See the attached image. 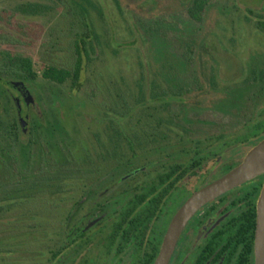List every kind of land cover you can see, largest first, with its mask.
<instances>
[{"label": "rangeland", "instance_id": "obj_1", "mask_svg": "<svg viewBox=\"0 0 264 264\" xmlns=\"http://www.w3.org/2000/svg\"><path fill=\"white\" fill-rule=\"evenodd\" d=\"M18 1L0 0V35L6 33L20 40L11 51L29 56L37 74L34 82L8 79L12 84H25L35 90L36 110L29 114L28 127L30 133L35 131L34 136L21 137L17 151L21 168L27 165L28 156L38 150L37 144L44 146L54 160L62 161L68 151L78 147L79 139L89 143L91 134L98 131L94 119L103 118L98 106H104V98L110 97L109 103L115 107L112 99L117 93L126 99L127 122H135L148 107L162 105L161 93L172 91L174 94L165 98L171 104L184 102L180 113L184 126L187 119L203 117L211 131L222 128L226 133H234L244 124V116L236 113L238 109L254 110L264 101V91L258 97L256 88L244 84L253 66L264 68V31L257 27L258 22H264V0H209L199 23L187 18L186 10L193 0H90V5L75 7L74 16L70 12L72 4L67 8L69 12L65 11L66 0L62 4L25 0L49 10L34 18L8 19L10 11L21 5ZM81 17L93 28H88V34L91 37L94 33L98 45L93 87L88 84L92 72L87 71L81 80L83 87L76 94L70 92L68 85L47 83L40 76L46 64H70L66 62L70 60L68 50H72L74 33L83 28L78 22ZM184 42L194 46L191 64L181 58ZM1 79L4 78L0 76ZM91 89L97 96L92 103L86 100ZM153 89L160 94L157 102L149 97ZM178 90L189 93L179 97ZM17 96L25 106L24 98ZM141 96L144 100L136 102ZM8 99L0 88V113L6 106L15 121L19 112L17 115L12 103L4 104ZM250 101L254 105H249ZM110 119L114 121V117ZM169 137L170 143L173 138ZM28 140L35 145L27 147ZM241 151L234 153L239 155ZM37 166L32 163L30 169L36 171ZM71 204L64 207L68 209ZM31 206V211L25 212L26 218L10 225L0 222V264H48L47 240L40 237L43 232L36 229L30 218L33 216H27L37 210L48 223L54 217L63 222L67 210L60 208L57 214L49 204ZM18 215L17 209L12 210L2 220Z\"/></svg>", "mask_w": 264, "mask_h": 264}, {"label": "flooded vegetation", "instance_id": "obj_2", "mask_svg": "<svg viewBox=\"0 0 264 264\" xmlns=\"http://www.w3.org/2000/svg\"><path fill=\"white\" fill-rule=\"evenodd\" d=\"M0 88L9 98L4 104L12 103L19 112V145L21 137L35 131L29 132L35 90L25 84L14 87L8 79L0 80ZM204 119L192 117L187 126L176 124L167 133L156 117L140 118L139 125L125 127L119 158L109 120L94 119L98 131L90 142L79 139L78 147L62 159L60 208L72 204L64 215L61 264L154 263L183 203L247 153L241 145L227 147L226 131H211ZM32 144L28 140L26 146ZM238 151L241 154L234 153ZM68 153L75 154V165L65 163ZM263 182L264 175L256 177L200 208L181 230L167 264H255L257 201Z\"/></svg>", "mask_w": 264, "mask_h": 264}, {"label": "trees", "instance_id": "obj_3", "mask_svg": "<svg viewBox=\"0 0 264 264\" xmlns=\"http://www.w3.org/2000/svg\"><path fill=\"white\" fill-rule=\"evenodd\" d=\"M57 4H62L63 0H51ZM20 6L17 4L10 14L7 16L8 19H16L21 17H36L43 15L48 12V7L35 3L20 0ZM82 3L90 5V0H66L64 8L65 11L69 12L67 8L71 6L72 15H76L75 7L81 6ZM209 4V0H193L189 4L186 10L187 18L193 22L199 23L202 20L203 14L206 7ZM74 8V9H72ZM6 19V18H5ZM80 25L83 28L81 32L74 33L72 37V50H68V58L66 62L70 64L57 65V64H46L43 67L40 79L47 83L56 84L58 86L68 85L70 92L78 94L79 90L83 87V74L87 71L92 72V76L89 79V83H92L93 79V63L95 61V49L96 43L95 35L89 36L88 28L91 29L90 25L85 23L84 18L78 19ZM91 27V28H90ZM257 27L259 30L264 31V22H258ZM87 29V31H85ZM93 29V28H92ZM20 40L14 39L11 35L2 34L0 35V76L4 79H18L24 82H34L37 79V74L33 70V61L29 56L21 55L16 52H12L11 49L14 45H19ZM193 44L184 42L182 43L183 53L181 58L185 63L191 64L193 59ZM88 78L85 79V83ZM194 82L197 84L196 89H201L198 80L195 77ZM215 83V82H214ZM214 83L212 85H214ZM244 84L256 88L258 97L264 91V68L257 69L253 66L246 78ZM93 87V85L91 84ZM141 95L142 92L140 91ZM188 90H178L177 95L179 97L188 95ZM75 94V97L77 96ZM174 94L172 91H163L161 93L162 105L158 104L154 107H148L145 114H141L139 118L133 122H127V105H124L126 99L120 93L115 94L112 99L115 107H112L109 103L110 97L104 98V106L99 107L103 119H108L112 129L109 130L114 134V150L115 157H123V154L119 152L124 148L123 135L127 132L126 126L140 124V118L143 117H156L158 124L162 125L164 129L170 132V127L182 124L178 123L175 118H181V109L184 107V102L178 104H171L169 98H165L168 95ZM90 98L86 99L92 103L96 96L93 89L89 93ZM98 95V94H97ZM149 97L152 101H159L160 94L157 90L153 89L150 91ZM144 97L136 99V102L143 101ZM7 102V101H6ZM119 102V103H118ZM254 101H250L249 105L253 104ZM6 104V103H5ZM253 105L251 107H253ZM178 108V109H177ZM180 108V109H179ZM237 114H242L244 117V124L241 128L234 133H227L226 142L227 147L231 145H241V149L249 151L253 146L258 144L264 139V101L257 106L255 109H248L241 107L236 111ZM100 114V113H99ZM114 117V121L110 119ZM18 135L15 121L9 116L6 106L4 107L3 114L0 113V222H5L10 225L14 222L26 218V211H31L30 207L32 203H43L51 205L53 210L60 212L61 198L64 196L62 188L57 184L62 179L61 169L63 162L56 161L52 158L48 150L44 149V146L37 144L38 150L28 156L27 165L24 167L19 166L18 158ZM30 148L32 147L29 146ZM40 148V150H39ZM34 149V148H32ZM244 151V152H245ZM37 163L38 170L32 171L31 164ZM68 166L75 165V154L68 153L65 162ZM94 164V162H89ZM239 164V163H238ZM237 164V165H238ZM236 165V166H237ZM235 166V167H236ZM234 168V167H232ZM230 168L228 171H230ZM227 171V172H228ZM30 172V173H29ZM226 172V173H227ZM74 181L75 178H72ZM29 203L31 205H29ZM18 211V218L8 219L3 221L5 214L10 213L12 210ZM52 210V211H53ZM31 216L33 217H30ZM52 214V213H51ZM53 217L55 214H52ZM60 215V214H59ZM30 217L31 221L36 223V229H39L40 237L47 240V253L49 255L48 264H61L63 256V232L62 222L56 217L50 219L51 223H48L43 216H40L38 211L29 212L27 218ZM2 220V221H1ZM48 228L51 229L49 232Z\"/></svg>", "mask_w": 264, "mask_h": 264}, {"label": "water", "instance_id": "obj_4", "mask_svg": "<svg viewBox=\"0 0 264 264\" xmlns=\"http://www.w3.org/2000/svg\"><path fill=\"white\" fill-rule=\"evenodd\" d=\"M18 85L13 84L14 87ZM262 175H264V139L253 146L236 167L194 192L183 203L164 234L161 249L153 264H167L181 230L200 208L224 193ZM254 250L255 264H264V182L257 201Z\"/></svg>", "mask_w": 264, "mask_h": 264}]
</instances>
